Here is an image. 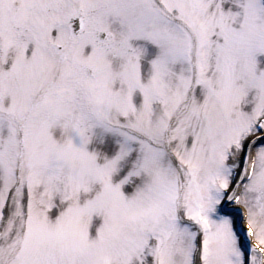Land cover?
<instances>
[{"label": "snow or ice", "instance_id": "1", "mask_svg": "<svg viewBox=\"0 0 264 264\" xmlns=\"http://www.w3.org/2000/svg\"><path fill=\"white\" fill-rule=\"evenodd\" d=\"M0 264H264V0H0Z\"/></svg>", "mask_w": 264, "mask_h": 264}]
</instances>
